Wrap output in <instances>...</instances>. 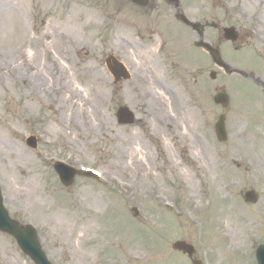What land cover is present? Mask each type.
<instances>
[{"label":"rangeland","instance_id":"obj_1","mask_svg":"<svg viewBox=\"0 0 264 264\" xmlns=\"http://www.w3.org/2000/svg\"><path fill=\"white\" fill-rule=\"evenodd\" d=\"M251 12L260 33L264 0H0V69L15 73L0 76L3 204L36 228L53 264H191L175 241L193 246L201 264H256L264 34L245 30ZM193 23L203 25L201 39ZM227 26L240 28L237 42L222 39ZM196 41L218 48L226 68ZM107 55L128 80L114 82ZM220 91L225 108L212 100ZM119 106L134 113L132 124L117 121ZM222 113L224 142L214 133ZM55 160L99 179L76 176L64 186ZM249 189L255 203L244 201ZM0 264L33 262L0 232Z\"/></svg>","mask_w":264,"mask_h":264},{"label":"water","instance_id":"obj_2","mask_svg":"<svg viewBox=\"0 0 264 264\" xmlns=\"http://www.w3.org/2000/svg\"><path fill=\"white\" fill-rule=\"evenodd\" d=\"M133 2H137L141 5L146 4L147 0H131ZM224 37L226 39L235 40L236 34L232 28L224 29ZM210 55L212 56L213 60L220 64V57L219 53L215 49L210 50ZM106 65L109 71L113 74L115 81L119 80L120 78L127 79L128 74L122 64L118 62L114 57L108 56L106 59ZM217 103H221L225 105L227 103V96L225 94H217L214 97ZM118 120L121 123H131L133 121L132 113L126 107H120L117 111ZM217 136L220 140L225 139V131L223 125V117H220L219 122L217 123ZM32 138L28 140V143L31 146H34V142H32ZM54 168L57 171L61 181L65 185H69L75 174L80 172L75 171L74 169L67 167L61 163H55ZM247 200L254 201L255 196L248 192L246 193ZM0 231L6 232L12 235L15 239L21 250L27 254L35 264H51L36 239V233L31 226L21 227L15 221L11 220L3 208L2 201H1V194H0ZM173 249L180 250L183 253H186L189 257H191L193 253V249L190 245L186 244L182 241H177L172 245ZM255 256L257 260V264H264V245L258 246L255 251ZM193 264H198V261H193Z\"/></svg>","mask_w":264,"mask_h":264},{"label":"bare ground","instance_id":"obj_3","mask_svg":"<svg viewBox=\"0 0 264 264\" xmlns=\"http://www.w3.org/2000/svg\"><path fill=\"white\" fill-rule=\"evenodd\" d=\"M46 35H47V33H46ZM45 39H46V37L45 36H43ZM49 46V44H47L44 48L45 49H48L47 47ZM49 58H50V60H51V63H52V65H50V67H51V70L53 71V67L52 66H54V69H56V70H61V72L59 73V74H62L63 72H64V68H60V67H58V65L56 64V62H55V60H54V58H53V56L51 55V53H49ZM7 74L8 75H10V76H12V77H15V73H14V71H12V70H10V69H0V76H7ZM66 98L68 99V100H70V101H72V98H71V96H70V94H68L67 96H66ZM66 99V100H67ZM251 143H252V150H253V153H255L256 155H263V148L261 147V144H258L257 145V143H260V142H257V143H254V141L253 140H251ZM255 146H256V148H255ZM157 194L159 195V192H157Z\"/></svg>","mask_w":264,"mask_h":264},{"label":"flooded vegetation","instance_id":"obj_4","mask_svg":"<svg viewBox=\"0 0 264 264\" xmlns=\"http://www.w3.org/2000/svg\"><path fill=\"white\" fill-rule=\"evenodd\" d=\"M256 12H251L249 13V17L247 18V20L249 21V25L248 27H246L245 30H249L250 32H256V25H255V22L257 20H260L259 16H256L255 14ZM262 20V19H261ZM239 30L240 28L239 27H236V31H237V35H238V38H239ZM261 31V34H264V29L260 30Z\"/></svg>","mask_w":264,"mask_h":264}]
</instances>
